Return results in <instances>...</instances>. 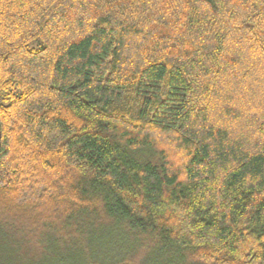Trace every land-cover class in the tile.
<instances>
[{
	"label": "trees",
	"instance_id": "obj_1",
	"mask_svg": "<svg viewBox=\"0 0 264 264\" xmlns=\"http://www.w3.org/2000/svg\"><path fill=\"white\" fill-rule=\"evenodd\" d=\"M0 120L43 253L264 264V0H0Z\"/></svg>",
	"mask_w": 264,
	"mask_h": 264
},
{
	"label": "rangeland",
	"instance_id": "obj_2",
	"mask_svg": "<svg viewBox=\"0 0 264 264\" xmlns=\"http://www.w3.org/2000/svg\"><path fill=\"white\" fill-rule=\"evenodd\" d=\"M41 247L39 238L16 236L0 226V264H81L73 261L71 253L63 255L57 245H48L46 253Z\"/></svg>",
	"mask_w": 264,
	"mask_h": 264
},
{
	"label": "water",
	"instance_id": "obj_3",
	"mask_svg": "<svg viewBox=\"0 0 264 264\" xmlns=\"http://www.w3.org/2000/svg\"><path fill=\"white\" fill-rule=\"evenodd\" d=\"M2 150V126H1V120H0V155Z\"/></svg>",
	"mask_w": 264,
	"mask_h": 264
}]
</instances>
